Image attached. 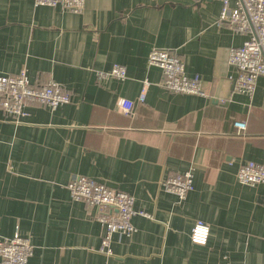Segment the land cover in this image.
Returning a JSON list of instances; mask_svg holds the SVG:
<instances>
[{
    "label": "crops",
    "instance_id": "1",
    "mask_svg": "<svg viewBox=\"0 0 264 264\" xmlns=\"http://www.w3.org/2000/svg\"><path fill=\"white\" fill-rule=\"evenodd\" d=\"M219 0H86L80 13L0 0V75L25 70L31 84L56 83L71 97L54 111L30 103L15 121L0 108V240H31L28 264H264V185L237 172L264 164V76L251 97L234 89L229 51L247 34L218 22ZM175 51L207 97L158 86L152 49ZM113 65L125 80L107 77ZM150 82L139 102L141 84ZM119 98L132 102L129 113ZM234 122H244L236 136ZM193 170L182 202L161 184ZM86 176L129 194L136 231L111 254L96 208L66 188ZM197 221L205 245L190 240Z\"/></svg>",
    "mask_w": 264,
    "mask_h": 264
},
{
    "label": "built area",
    "instance_id": "2",
    "mask_svg": "<svg viewBox=\"0 0 264 264\" xmlns=\"http://www.w3.org/2000/svg\"><path fill=\"white\" fill-rule=\"evenodd\" d=\"M35 6L59 8L61 11L80 13L86 0H33ZM221 8L218 22L235 33L247 34L248 38L241 46L229 51V65L236 70L234 89L240 94L251 97L256 81L264 76V0H219ZM148 64L160 71L158 86L173 94L207 97L198 77H188L182 58L167 49H152L148 55ZM96 79L112 77L125 80L126 69L113 65L107 73L96 72ZM150 82L141 84L138 101H144V95ZM71 97L56 83L43 87L31 84L25 70L14 76L0 75V108L4 115L18 121L26 117V107L35 103L54 111L70 103ZM118 107L123 113H129L132 102L119 98ZM235 135L240 136L246 129L244 122H234ZM193 170L184 172L162 182V188L182 202L193 190ZM238 182L243 186L264 185V164L248 161L237 172ZM66 188L74 201H82L88 207H95V220L104 228L100 252L111 254L110 242L116 235L120 242L130 237L136 229L132 224L135 215L150 218L143 211H134L133 198L122 191L90 179L86 176H73ZM209 228L197 221L191 229L190 240L194 244L205 245ZM33 253L31 240L22 237L16 231L12 238L0 240V264H28Z\"/></svg>",
    "mask_w": 264,
    "mask_h": 264
},
{
    "label": "water",
    "instance_id": "3",
    "mask_svg": "<svg viewBox=\"0 0 264 264\" xmlns=\"http://www.w3.org/2000/svg\"><path fill=\"white\" fill-rule=\"evenodd\" d=\"M198 2H201V1H203V0H197ZM206 1H210V0H206Z\"/></svg>",
    "mask_w": 264,
    "mask_h": 264
}]
</instances>
